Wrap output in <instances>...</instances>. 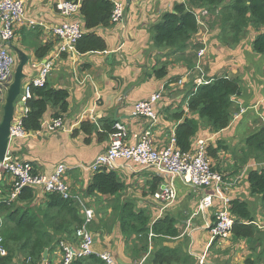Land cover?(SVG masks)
I'll return each mask as SVG.
<instances>
[{
  "label": "crops",
  "instance_id": "crops-1",
  "mask_svg": "<svg viewBox=\"0 0 264 264\" xmlns=\"http://www.w3.org/2000/svg\"><path fill=\"white\" fill-rule=\"evenodd\" d=\"M178 3L185 4V1L131 0V4L126 5L121 22L92 31L104 39V52L62 54L56 57L47 84L53 89L68 92V109L62 116L63 128L53 133L44 130V124L56 112L49 107L40 131L30 133L27 137L11 139L7 156L11 160L30 162L36 174L48 175L57 164H65L68 170L64 182L70 194L82 197L86 205L94 210L95 218L90 226L94 250L110 254L115 262L117 258L124 264H154L153 255L167 247L179 248L187 258V264H201L202 257V264H242L248 257L256 264H264V247L260 246L255 251V241L232 237L212 240L210 227L220 208L219 202H215L210 209L199 211L197 207L205 193L204 189L184 184L179 177H159L153 167H138L122 161H118L111 170L123 184L118 200L129 201L134 210L148 214L150 226L165 217L171 218L179 232L177 238H150L146 252L141 255L133 252V247L138 243L137 238L133 236L126 240L118 229L113 213L115 198L86 195L95 174L89 166L97 155L106 151L109 137L100 142L95 134H91L87 137L89 142L85 143L81 123L113 119L126 126L128 136L143 131L144 120L132 115L133 105L158 92L169 79L185 75L188 70L182 56L193 54L196 58L203 51L202 65L206 77L236 80L240 92L232 98L235 110L228 127L213 132L202 121L191 141L204 140L212 147L218 144L224 147L212 160V165L229 180H237L230 191L226 189L230 200L244 201L253 222L264 223V202L260 195L251 192L248 182L251 172L264 169V156L250 157L245 149L246 139L264 129V55L255 53L252 47L255 38L264 32V27L256 29L249 24L244 28L243 35L236 36L227 25L226 28L220 26L219 8L212 14L208 8L187 4L186 9L195 13L205 25L207 23V27H202L192 36L184 54L175 53L173 48L156 46L153 36L155 25L161 22L165 13L173 12ZM203 11L207 14L202 15ZM26 17L38 25L18 27L14 39L17 43H13V40L10 45L20 47L18 49L28 55L24 73L29 78L36 73L32 64L43 63L50 55L56 54L58 41L50 29L58 25L62 17L55 11L51 0H26ZM74 19L83 24L81 15ZM21 30L28 31L27 35H37L35 40L31 38L30 41L22 42L19 35ZM45 45H49L48 52L43 58L37 59L34 50ZM192 45L201 46V49L194 50ZM161 67H165L166 76L158 79L154 70ZM190 80L187 77L183 87L174 90L169 86L162 94L165 96L156 108L159 121L153 132L159 146L165 147L172 141L177 126L184 118H198L186 108L185 95L191 88ZM3 100L4 97L0 96V117ZM180 113L183 115L177 119ZM157 179V184L152 185ZM170 180L176 188V199L171 204L161 206L152 194ZM11 182V178L6 176L0 188V201L9 197ZM33 192L31 202H19L17 205L42 206L46 194L39 188ZM123 193L125 200L122 199ZM260 232L264 244V231ZM23 258L20 254L16 255L12 264H25ZM60 259L61 253L56 246L47 254L46 262L57 264ZM42 264L45 263L42 261Z\"/></svg>",
  "mask_w": 264,
  "mask_h": 264
},
{
  "label": "trees",
  "instance_id": "trees-1",
  "mask_svg": "<svg viewBox=\"0 0 264 264\" xmlns=\"http://www.w3.org/2000/svg\"><path fill=\"white\" fill-rule=\"evenodd\" d=\"M184 1L185 4H176L173 12L165 13L161 22L155 25L153 40L156 46L173 48V52L180 54H184L188 49L190 39L199 32L201 27L195 14L186 9L187 4L208 8L212 14L220 7V26L226 28L227 25L236 36L243 35L244 28L249 24L256 29L264 27V0H251L249 3L244 0ZM111 11L110 0L82 1L80 15L84 33L76 43V53H99L106 50L104 39L92 31L95 28L110 26ZM27 32L25 30L19 32L22 42L30 41L31 38L35 40L37 35H27ZM198 47L200 48V46L192 45L194 50L199 49ZM252 47L255 53L264 55V32L255 38ZM48 50L49 45L38 47L34 50V55L37 59H41ZM182 58L185 61L187 57L182 56ZM186 62L189 63V61ZM154 71L158 79L166 76L165 67ZM239 92L238 81L224 78L215 79L210 84L198 86L193 92L191 91L187 108L198 118H185L177 126L174 136L176 146L183 152L188 151L191 138L196 134L202 121L213 132L226 128L235 110L231 98ZM33 95V99L26 103L29 111L22 118V129L29 134L40 131L49 107L56 110L51 115V119L62 118L68 109V92L53 89L47 82L41 88H33ZM182 115L180 113L176 118L180 119ZM115 123L113 119H101L96 123L83 121L81 131L84 134V142H89L87 137L91 134H95L100 142L108 139L114 131ZM223 148L219 144L215 148L209 147L208 154L216 158L219 150ZM245 149L247 155L253 158L264 155V129H260L246 139ZM157 182L158 179L154 180L152 185H156ZM248 182L251 192L260 195L264 202V169L260 172H251ZM122 185L115 173L98 171L94 174L86 195L98 194L115 198L113 213L120 233L126 240H130L133 236L138 240L133 247L134 254L141 255L146 252L149 246V234L159 238L179 236L171 218L165 217L150 226L148 214L134 210L133 204L129 201L118 200L120 191H123ZM33 198V190L24 188L14 201L10 202L9 197L0 201V235L6 250V255L0 256V264H12L13 258L18 254L24 256L25 264H42L43 252L47 250L49 253L61 240H72L75 230L83 223L78 203L56 192L47 193L46 201L40 207L17 205L19 202H31ZM230 214L234 218L231 229L232 238L253 242L257 234L260 233L262 236L253 224L248 205L244 201H230ZM251 250L254 249L251 248ZM153 260L154 264L189 263L179 248L163 247L153 255ZM72 264L106 263L96 255H91L75 259ZM242 264H256V262L248 257Z\"/></svg>",
  "mask_w": 264,
  "mask_h": 264
},
{
  "label": "built area",
  "instance_id": "built-area-1",
  "mask_svg": "<svg viewBox=\"0 0 264 264\" xmlns=\"http://www.w3.org/2000/svg\"><path fill=\"white\" fill-rule=\"evenodd\" d=\"M55 11L62 17L61 22L50 29V33L57 39V52L50 55L43 63L32 64L35 75L24 78L21 83L20 94L15 103L14 119L10 127V140L27 137L22 129V118L29 111L27 101L33 99V88H41L54 68V60L62 54L76 53V43L84 33L83 24L74 18L80 16V7L83 0H51ZM112 11L110 24H117L123 20L125 7L123 1L110 0ZM206 14V12H204ZM38 23L26 17V0H0V96L5 93L12 82L13 71L16 65V57L11 48V41L15 37L18 27H35ZM203 51L199 54L201 56ZM28 65V64H27ZM196 70L200 71L199 65ZM203 83L202 79L198 83ZM210 82V81H209ZM160 99V93H154L149 98L135 103L132 107V115L142 118L146 123L144 134L128 136L126 126L116 122L114 131L109 135V145L106 151L97 155L89 166L90 171L111 172L118 161L138 167H154L159 172L171 175H180L185 183L198 187H205L208 193L200 202L199 209L212 207L215 201L220 204L215 214V220L210 227L212 240L228 239L231 237L233 219L229 212V199L223 191V181L219 174L212 171L210 160L205 156L204 148L200 145L196 150L180 152L172 146L157 150L151 137L152 128L157 123L155 106ZM19 110L20 112H17ZM16 113V115H15ZM44 130L53 133L63 128L62 118L50 119L43 126ZM132 138V142L129 141ZM68 167L65 164H57L48 175L36 174L35 168L30 162L11 160L7 154L0 161V188L5 177L11 178V191L9 201H14L22 189H41L43 193H59L64 198H71L79 205L83 223L75 230L72 240H61L58 249L61 259L57 264H72L75 259L96 255L106 264H116L108 253H97L94 250V237L90 224L93 222L94 210L86 205L85 200L79 196H72L64 182V176ZM175 192L171 187L163 188V193L155 194L156 199L169 200L174 198ZM3 238L0 235V256L6 255L2 245ZM204 257L201 258V263ZM45 264H53L47 263Z\"/></svg>",
  "mask_w": 264,
  "mask_h": 264
},
{
  "label": "rangeland",
  "instance_id": "rangeland-1",
  "mask_svg": "<svg viewBox=\"0 0 264 264\" xmlns=\"http://www.w3.org/2000/svg\"><path fill=\"white\" fill-rule=\"evenodd\" d=\"M120 1H122V0H120ZM123 4H124V7L127 5L126 3H124L123 2ZM184 4V3H183ZM187 7V6H186ZM125 9H126V7H125ZM219 9H220V7H219ZM220 11V10H219ZM190 12V11H189ZM204 12H206V11H203V12H201L202 13V15H204ZM193 13V12H192ZM195 14V13H194ZM206 14H207V12H206ZM195 16H196V14H195ZM196 19L199 21V23H200V29H202V27H207L206 25H207V23H206V25L202 22V21H200V19L196 16ZM206 29V28H205ZM200 31V30H199ZM14 39H15V37H14ZM14 39H12V41L11 42H13V40ZM17 43V41H15L14 40V42L13 43ZM12 47V46H11ZM18 48H20V47H18ZM199 49H201V46H200V48ZM198 51V50H197ZM200 54V53H199ZM199 54H197V56H196V58L194 57V55L192 54V55H189L186 59H185V64H186V68H187V73L185 74V75H183V76H176V77H173V78H171V79H169L168 80V82L165 84V85H163V87H161L160 88V90L158 91V92H156V93H160V99L158 100V102H157V105L155 106V113H156V115H157V123L155 124V126L152 128V132H151V137H152V139L154 140V142H155V147H156V149L157 150H163V149H166V148H168V147H170V146H172L173 148H175L176 150H179L180 152H183V151H181L177 146H176V142H175V138L173 137V139H172V141L168 144V145H166L165 147H162V146H159L158 144H156V141H155V139H154V134H153V132H154V128L157 126V124H158V121H159V114H158V112H157V110H156V108H157V106L162 102V98L165 96V95H162L163 94V92L167 89V87H172L174 90H178V89H180L181 87H183V85L185 84V78H189V79H191L190 80V82H191V88L188 90V92L186 93V95H185V102H186V108H187V104H188V97H189V94H190V92L192 91H194L195 90V88L196 87H198V86H202V85H208V84H210L211 82H213L215 79H212V78H207L206 77V72L205 71H203V65H202V60H203V56H204V54H202L201 56H199ZM15 57H16V54H15ZM186 61H189V63L188 62H186ZM16 64H17V62H16ZM199 65V67H200V71H198V70H196V66H198ZM15 67H16V65H15ZM14 72V71H13ZM204 74H205V77H204ZM200 79H202V81H203V83L201 82V83H198V80H200ZM225 79V78H224ZM227 79H229V78H227ZM210 81V82H209ZM185 91V90H184ZM237 96V95H236ZM233 97H235V96H233ZM232 97V98H233ZM231 98V99H232ZM3 103H4V100H3ZM187 111L190 113V111L188 110V108H187ZM191 114V113H190ZM237 117V116H236ZM189 118H191V119H193L192 117H189ZM232 118V117H231ZM0 119H1V117H0ZM185 119V118H184ZM231 120V119H230ZM230 123V122H229ZM144 125H145V127H146V125H147V123L144 121ZM229 125V124H228ZM228 127V126H227ZM226 127V128H227ZM226 128H224V129H226ZM223 130V129H222ZM144 131V130H143ZM215 132H217V131H215ZM144 134L142 131H140V132H138V133H134V134H132V136L133 135H137V136H139V134ZM197 133V132H196ZM196 135V134H195ZM194 135V136H195ZM174 136H175V133H174ZM193 136V137H194ZM192 137V138H193ZM192 138H191V140H192ZM129 141H131L132 142V138L129 140ZM202 146L203 148H204V151H205V156L210 160V166H211V169H212V171H214L215 173H217V174H219L220 176H221V178H222V181H223V184H222V187H223V191H224V193L226 194V197L229 199V212H230V201H232V200H230V198H229V195H228V193L226 192V189L227 188H229V191L233 188V186L236 184V182H237V180L235 179V178H232L231 180H229L228 178H226L222 173H220L219 171H217L214 167H213V165H212V160L213 159H216V158H212V157H210L209 156V154H208V149H209V147H212V146H210V145H208V142L207 141H204V140H195L193 143H192V141H190V148H189V150L188 151H186V152H190V151H193V150H196L199 146ZM213 148H215V147H213ZM183 153H185V152H183ZM261 156H264V155H261ZM154 168V167H153ZM155 170H156V172L158 173V176L160 177V176H170L171 178H174V177H179L180 179H181V181L184 183V184H187V185H191V186H193V187H195V188H202V189H204V191H205V193H204V195L205 194H207L208 193V189H206L205 187H198V186H194V185H192V184H188V183H185V181L182 179V177L180 176V175H171V174H168V173H162V172H159L156 168H155ZM173 180V179H172ZM172 180H170L167 184H162V185H160L159 186V188H158V190L157 191H155L153 194H152V197L156 200V202L157 203H159L161 206H164V205H168V204H171L175 199H176V196H177V192H176V188H175V186H174V184L171 182ZM165 187H171L172 189H173V191L175 192V194H174V198L173 199H169V200H160V199H156L154 196H155V194H161V193H163V188H165ZM121 195V194H120ZM204 195H203V197H204ZM125 196H124V193H123V196H122V199L123 200H125V198H124ZM203 197L200 199V201H199V203H198V207H197V209L199 210V211H201L200 209H199V205H200V202H201V200L203 199ZM215 202H218V201H215ZM214 202V203H215ZM214 203H213V205H214ZM213 207V206H212ZM211 207H209V208H206V209H210ZM205 210V209H204ZM231 215V214H230ZM232 217V216H231ZM232 219H233V221H234V218L232 217ZM234 224V223H233ZM253 224L256 226V228L260 231V230H262V231H264V223L263 222H259V221H257V222H253ZM90 226H91V224H90ZM90 230V229H89ZM261 235H262V233H261ZM153 237H155V236H153V235H151V234H149V239L150 238H153ZM231 237H232V235H231ZM260 246H262V247H264V244L262 243V241H261V236H260V233L259 234H257L256 235V237H255V245H254V248H255V251L256 250H258V248L260 247ZM112 257V256H111ZM23 261V260H22ZM32 264V263H31ZM202 264V263H201Z\"/></svg>",
  "mask_w": 264,
  "mask_h": 264
},
{
  "label": "water",
  "instance_id": "water-1",
  "mask_svg": "<svg viewBox=\"0 0 264 264\" xmlns=\"http://www.w3.org/2000/svg\"><path fill=\"white\" fill-rule=\"evenodd\" d=\"M127 5L131 4V0H124ZM249 3L251 0H244ZM12 51L16 54L17 64L13 73L12 82L9 85L5 96L4 104L2 107V116L0 119V161L5 159L8 152L9 142H10V127L14 119L15 103L17 97L20 94L21 83L25 78L24 69L28 64L29 57L22 50L11 47ZM47 250L43 252L42 261L47 260ZM117 264H124L119 259H115Z\"/></svg>",
  "mask_w": 264,
  "mask_h": 264
},
{
  "label": "clouds",
  "instance_id": "clouds-1",
  "mask_svg": "<svg viewBox=\"0 0 264 264\" xmlns=\"http://www.w3.org/2000/svg\"><path fill=\"white\" fill-rule=\"evenodd\" d=\"M16 62H17V59H16ZM14 70H15V68H14ZM14 73V72H13ZM13 77V76H12Z\"/></svg>",
  "mask_w": 264,
  "mask_h": 264
}]
</instances>
